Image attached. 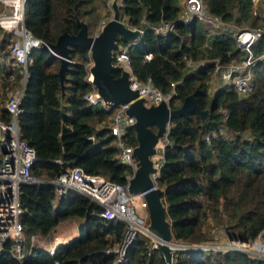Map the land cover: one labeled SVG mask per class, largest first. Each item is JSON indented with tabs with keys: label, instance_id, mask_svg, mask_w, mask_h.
Here are the masks:
<instances>
[{
	"label": "trees",
	"instance_id": "trees-1",
	"mask_svg": "<svg viewBox=\"0 0 264 264\" xmlns=\"http://www.w3.org/2000/svg\"><path fill=\"white\" fill-rule=\"evenodd\" d=\"M209 10L239 25H262L255 17L254 0H204ZM121 17L132 25L168 20L175 31L161 34L146 27L140 40L130 44L132 67L142 81L149 79L164 92H172L170 104L179 106L194 92L205 119L198 110L172 117L162 148L156 178L164 188L168 218L175 239L201 242L212 239L210 219L226 221L234 234L253 239L264 229V55L252 67L253 88L238 92L223 82L211 97L216 58L230 62L246 56L233 31L210 27L198 17L180 18L179 0H121ZM24 23L36 36L55 41L60 32H76L77 18L88 21L90 32L111 13L109 0H24ZM106 17V18H105ZM0 56H9L12 33L0 26ZM120 43H127L121 36ZM255 55L264 54V33L252 45ZM151 51V58L145 53ZM89 49L73 46L74 61L67 69L65 92L59 76L60 58L42 46L33 48L34 61L27 66L23 110L19 114L21 136L36 150L31 169L50 179L64 169L79 165L87 172L127 183L134 171L120 158L116 135L108 126L114 106L91 102L86 93ZM205 59L189 71L187 59ZM20 66L0 64V115L7 118L3 97L20 83ZM117 73H119L117 71ZM224 79V78H223ZM172 81H176L173 85ZM156 129L157 126L153 125ZM222 126L231 136L214 132ZM94 135L93 138L90 136ZM123 138L136 144L135 127L127 126ZM55 185L47 181L20 183V222L24 232L38 233L40 240L52 236L57 225L73 215L86 221L79 233L56 244L54 251L39 241L26 242V254L15 258L8 247L0 249V264H165L151 237L139 231L129 243L123 260L108 251L119 244L126 220L101 214L103 205L84 192L70 188L55 202ZM174 264H264V256L231 247L177 248Z\"/></svg>",
	"mask_w": 264,
	"mask_h": 264
},
{
	"label": "built area",
	"instance_id": "built-area-1",
	"mask_svg": "<svg viewBox=\"0 0 264 264\" xmlns=\"http://www.w3.org/2000/svg\"><path fill=\"white\" fill-rule=\"evenodd\" d=\"M0 3L4 5V7L0 9V26L12 33L9 45V57H11L13 65L20 66L22 71L20 83L14 86V88H11V90L8 89L3 97V104L7 110L8 117L4 118L0 115V249L7 246L15 258L21 259L26 254L27 240L31 242L39 241L44 244L53 236L45 237L40 240L38 233H31L28 237L24 232L20 222V214L23 208L19 201L20 183L24 181H47L53 183L56 190L55 202H57L63 194L67 193L70 188H76L104 206L101 211L103 216L125 219L126 229L122 240L119 244L108 249V251L118 252V261L123 260L127 246L139 231H143L151 237L152 249L156 237L147 231L146 226L149 218L147 219L136 211L135 205L132 203V198L140 194L142 196V204L147 206V202L142 193H132L128 191V182L120 183L102 174L87 172L79 165L68 167L57 176L50 179L39 177L35 174L33 169H31V166H33V163L37 159V154L35 148L21 136L19 114L23 108L20 102L28 73L27 66L34 61L33 48L42 46L43 41L47 40L36 36L25 25L23 10L24 0H0ZM180 5L182 7L181 18L184 20H191L198 17L214 27L228 28L233 31L239 46L246 51V56L239 60L233 59L226 63L216 58L215 71H219L222 78L228 79L238 92L250 91L253 88L252 67L255 62L264 55H255L252 50V45L262 36L264 27L262 25H239L234 22H229L221 15L211 12L204 0H180ZM254 9L256 8L254 7ZM106 20L107 19H103L100 21L97 30L100 29ZM130 25L133 27L136 26ZM148 26L154 28L161 34L176 30L173 22L161 20L156 23H146L145 26L141 25V32H144L145 28ZM137 41L138 40L128 41L125 44L120 43L119 47L114 50L113 61L122 64L130 71L132 86L140 88L141 94L145 95L147 103L159 102L163 98L170 100L174 90H172V92H164L150 79L148 81H142L135 73L131 64L129 46ZM89 55L90 60L87 62L88 72L86 78L93 84L92 79L94 76L90 70L93 60L90 52ZM152 55L153 52L148 51L145 53L144 58H151ZM187 62L189 64V71H193L200 64H203L205 59L195 61L188 58ZM172 83L174 85L176 81H172ZM85 95L91 102H98L101 100L106 108L114 106L113 118L108 126L116 135V144L120 146V158L122 161L130 163L134 169L137 164V157L134 153L135 144L129 143L123 138L127 126L130 124L133 125L135 121V117L127 112L129 102L113 103L104 100L94 84L93 88ZM217 131L227 136H231L233 133V131L224 126L218 130H214L215 133ZM90 137L93 138L94 135ZM161 148H163V146ZM160 152H162V150ZM155 164L160 170L161 159L155 158ZM158 174L159 171L154 173L155 178H157ZM58 237V235H55V238ZM230 239L232 240L231 235ZM233 241H235L237 245H232L231 247L239 248H244V246L249 245L250 242V240L243 238L237 240L233 239ZM197 243L203 245V247L200 248L217 247L216 243L209 242L211 246L206 245V243H208L207 241ZM55 246L56 244L50 248L52 252Z\"/></svg>",
	"mask_w": 264,
	"mask_h": 264
},
{
	"label": "water",
	"instance_id": "water-1",
	"mask_svg": "<svg viewBox=\"0 0 264 264\" xmlns=\"http://www.w3.org/2000/svg\"><path fill=\"white\" fill-rule=\"evenodd\" d=\"M111 6L112 14L94 33L90 32L88 21L78 17V31L63 30L55 41H43L42 47L48 48L60 58L58 72L62 93L65 92L67 69L74 61L72 48L80 45L87 47L91 53L93 64L90 70L94 75L92 82L103 99L113 103L129 102L127 112L135 117L133 126L138 141L134 146L137 164L128 178V191L143 194L149 212L146 228L156 237L152 249L159 250L165 264H173L175 249L200 248L203 245L175 239L163 198L164 188L157 184L154 176V173L159 171L154 155L162 150L158 143L167 136L172 117H181L190 111L198 110L205 119L209 107L202 108L194 92L188 93L176 107L165 98L159 102H146L140 88L132 86L130 71L113 61L114 50L120 45L119 37L127 42L139 40L143 33L141 25L133 27L121 17L120 0H111ZM206 245L211 246L209 242Z\"/></svg>",
	"mask_w": 264,
	"mask_h": 264
},
{
	"label": "rangeland",
	"instance_id": "rangeland-1",
	"mask_svg": "<svg viewBox=\"0 0 264 264\" xmlns=\"http://www.w3.org/2000/svg\"><path fill=\"white\" fill-rule=\"evenodd\" d=\"M120 2H121V0H120ZM3 7H4V5L2 3H0V9ZM254 7L256 9L253 10V13L255 14V17L262 22L263 27H264V0H254ZM109 8L111 9V13H110V15H111L112 11H113V8L111 6V0H109ZM181 13H182V7H181ZM181 13H180V18H181ZM209 26L212 27V25H209ZM4 30L5 29H3V31ZM10 41L8 43V47L10 45ZM19 72H20V74H22L21 70H19ZM225 81L230 82L228 79H223L219 71L213 72V76H212V80H211V86H210L211 97H213V94H215L216 89L219 86H221L223 84V82H225ZM164 139H165V137L159 141V143H158L159 147L164 146ZM161 157L162 156H161L159 151L154 155V158H157V159H161ZM132 203L135 205V209L139 214L143 215L147 219L149 218L148 206H145L142 204V196L140 194H137L136 196H134L132 198ZM85 221H86V217L83 215H73V216H70V217L62 220L57 225L55 231H53V233H54V234L52 233L53 236L50 238V240H47V242L44 244L48 245L51 248L54 246V244H58V242L67 241V240L75 237L79 233L80 227L82 226V224ZM207 226L211 227V231H212L213 236H212V239H209L206 241L210 242V243H216L217 244V247L212 248V249H218L219 248V249L225 250V249L230 248L232 245H237L236 242L233 241V239L237 240L240 237H238L234 234L235 230L233 229V227L229 226L226 223V221L223 220L220 223H214V220L210 219L208 221ZM55 235H58L59 237L55 238ZM230 235L232 237V240L230 239ZM247 240H250V242H249V245L244 246L245 250L249 251L250 253H252L254 255L264 256V229H262L257 234V236L255 238L247 239ZM194 242H196V241H194ZM173 260H174V258H173Z\"/></svg>",
	"mask_w": 264,
	"mask_h": 264
},
{
	"label": "crops",
	"instance_id": "crops-1",
	"mask_svg": "<svg viewBox=\"0 0 264 264\" xmlns=\"http://www.w3.org/2000/svg\"><path fill=\"white\" fill-rule=\"evenodd\" d=\"M180 1V0H179ZM106 18V17H105ZM100 23V22H99ZM11 57L7 56H0V64H13ZM161 156H162V152H160Z\"/></svg>",
	"mask_w": 264,
	"mask_h": 264
},
{
	"label": "bare ground",
	"instance_id": "bare-ground-1",
	"mask_svg": "<svg viewBox=\"0 0 264 264\" xmlns=\"http://www.w3.org/2000/svg\"><path fill=\"white\" fill-rule=\"evenodd\" d=\"M94 76V75H93Z\"/></svg>",
	"mask_w": 264,
	"mask_h": 264
}]
</instances>
